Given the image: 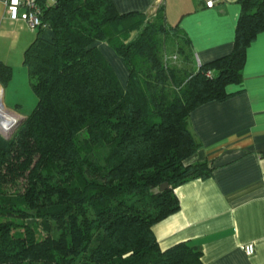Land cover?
I'll use <instances>...</instances> for the list:
<instances>
[{
  "label": "trees",
  "instance_id": "obj_1",
  "mask_svg": "<svg viewBox=\"0 0 264 264\" xmlns=\"http://www.w3.org/2000/svg\"><path fill=\"white\" fill-rule=\"evenodd\" d=\"M35 2L47 27L23 63L38 103L10 140L0 135V264H203L186 242L163 250L153 228L180 210L175 189L212 174L187 164L202 148L190 116L236 95L227 87L243 82L264 0H239L233 51L191 71L169 63L173 37L191 47L163 5L122 15L112 0ZM12 77L0 61V85Z\"/></svg>",
  "mask_w": 264,
  "mask_h": 264
},
{
  "label": "crops",
  "instance_id": "obj_2",
  "mask_svg": "<svg viewBox=\"0 0 264 264\" xmlns=\"http://www.w3.org/2000/svg\"><path fill=\"white\" fill-rule=\"evenodd\" d=\"M9 1L0 0V61L8 65L13 52L23 53L32 39L23 30L31 32L26 11L22 8L14 21ZM112 2L122 15L155 14L163 5L167 25L178 26L189 41L194 70L233 51L242 11L239 0H218L211 9L204 0ZM97 47L126 87L125 64L107 43ZM2 90L0 86V106ZM227 91L236 95L205 104L190 116V130L202 148L187 164L207 162L211 176L175 189L180 210L153 231L163 250L181 242L198 248L203 264H264V31L247 51L242 84L230 85ZM248 244L255 247L252 256L244 251Z\"/></svg>",
  "mask_w": 264,
  "mask_h": 264
},
{
  "label": "rangeland",
  "instance_id": "obj_3",
  "mask_svg": "<svg viewBox=\"0 0 264 264\" xmlns=\"http://www.w3.org/2000/svg\"><path fill=\"white\" fill-rule=\"evenodd\" d=\"M20 27L17 28V32H20ZM24 33L30 34V43H28L26 49L30 46V44L34 41V36L36 34V31L29 32L27 28H24ZM34 32V33H33ZM177 39H174V37L169 40L167 44V58L169 59V63L172 66H176L179 69L186 68L187 70L191 71L194 63V58L191 55V51L187 43L185 42V38L182 35H177ZM26 49L21 52H13L11 58L9 59V66H11L13 70V77L11 82L6 86L2 87L3 89V103L4 106L2 107L9 111L11 114L15 116L22 115L24 118H27L34 110L38 103V98L33 92L32 89V79L30 78L28 74L27 68L24 66L23 60H24V52ZM184 50V54L181 53V51ZM117 72V71H116ZM118 77L122 83V75L120 73H117ZM19 115H17V114ZM19 118H23L20 117ZM98 156H102L103 152L99 151Z\"/></svg>",
  "mask_w": 264,
  "mask_h": 264
},
{
  "label": "built area",
  "instance_id": "obj_4",
  "mask_svg": "<svg viewBox=\"0 0 264 264\" xmlns=\"http://www.w3.org/2000/svg\"><path fill=\"white\" fill-rule=\"evenodd\" d=\"M207 8H214L218 0H204ZM8 13L14 21L20 18L21 9L26 11V21L33 31L47 26L42 23L41 10L37 6L35 0H10L8 3ZM210 76V74H209ZM246 255L252 256L255 252L253 244H248L244 247Z\"/></svg>",
  "mask_w": 264,
  "mask_h": 264
},
{
  "label": "bare ground",
  "instance_id": "obj_5",
  "mask_svg": "<svg viewBox=\"0 0 264 264\" xmlns=\"http://www.w3.org/2000/svg\"><path fill=\"white\" fill-rule=\"evenodd\" d=\"M0 118H2V123H0V131L4 134L8 133L20 120L17 116L11 114L2 106H0Z\"/></svg>",
  "mask_w": 264,
  "mask_h": 264
},
{
  "label": "water",
  "instance_id": "obj_6",
  "mask_svg": "<svg viewBox=\"0 0 264 264\" xmlns=\"http://www.w3.org/2000/svg\"><path fill=\"white\" fill-rule=\"evenodd\" d=\"M4 104V103H3ZM5 107V106H4ZM26 120V118H21L19 121H18V123L15 125V126H13V128L8 132V133H6V134H4L3 132H1L0 131V135L3 137V138H5V139H7V140H10L11 139V137L15 134V132L17 131V129L24 123V121ZM0 123H2V118H0ZM166 189H168V185L167 184H164L162 187H161V190L162 191H164V190H166Z\"/></svg>",
  "mask_w": 264,
  "mask_h": 264
}]
</instances>
